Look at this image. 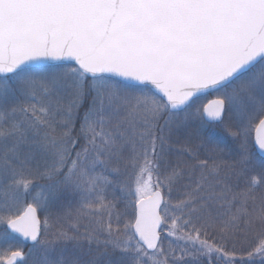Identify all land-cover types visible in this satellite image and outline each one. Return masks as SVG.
<instances>
[{
  "label": "snow or ice",
  "instance_id": "snow-or-ice-1",
  "mask_svg": "<svg viewBox=\"0 0 264 264\" xmlns=\"http://www.w3.org/2000/svg\"><path fill=\"white\" fill-rule=\"evenodd\" d=\"M173 141L188 159L162 174ZM113 184L132 209L123 223ZM63 193L78 206L53 213ZM165 229L194 251L176 257ZM250 234L246 255L226 250ZM214 253L264 264V0H0V264Z\"/></svg>",
  "mask_w": 264,
  "mask_h": 264
},
{
  "label": "trees",
  "instance_id": "trees-1",
  "mask_svg": "<svg viewBox=\"0 0 264 264\" xmlns=\"http://www.w3.org/2000/svg\"><path fill=\"white\" fill-rule=\"evenodd\" d=\"M67 66H74L72 64H67ZM203 99H205V97H202V101ZM78 127V125H77ZM183 138V137H181ZM222 144L221 146L223 147L225 144L228 146V148L231 150V155L225 154L223 156V159L228 160L229 162H231V160L234 158L235 156V149H236V142L235 141H228L227 136L223 135L222 136ZM196 144L197 141L195 142ZM177 146L175 144H173V148H176ZM211 146H205L202 147L200 149L201 152V158H205V154L206 152L210 149ZM253 153L254 155L256 154V150L253 149ZM170 155V161H168L166 159V163H162V165L164 164V166L168 165H174L175 164V160L172 161V155L171 153H169ZM259 158V157H257ZM179 159L184 161L187 160V157H180ZM191 161H189L190 163ZM164 168V170L161 172L162 174L166 171V168ZM107 174V173H106ZM126 177L121 174V175H111L110 179H112L113 181H121L123 179H125ZM41 184H46L48 183L47 181H40ZM65 195H71L68 193H63L60 194L55 201L53 202V205L50 209V211H52L53 213H64L66 212L68 209H75L78 206V202H75V200H65L66 197ZM107 197L110 198L112 197L113 199H115L116 202V206L119 210H124L121 215V220L125 219L127 216H130L132 214V211L129 208H125V202L123 201V199L121 198V193L120 190L118 188V186L116 184L110 185L109 189L107 190ZM176 202V200L174 201V203ZM127 213L126 215H124V213ZM44 218V214H41V219L43 220ZM50 225H52V230L54 231L56 227L59 226H63L65 228H68V223L65 221H61L60 223H57L55 221L54 218L49 220ZM88 225V221L87 220H82L81 224H80V228L79 230L81 232L84 231V226ZM211 231V230H210ZM218 239V237H217ZM162 241L165 247H167L169 245V242H171V245L173 248L176 249L175 255L176 257H180L182 255L181 253V249H186L188 252H193L194 249L191 246V242H185V241H178L176 240L175 237H170L167 236V229L164 230V232L162 233ZM256 243V238H255V234H250L247 238H245L243 235H239L237 236L235 239L233 240H229L226 244V250H232L233 246H235V250L237 252L238 256L241 255H246L247 251H250L252 249V247L255 245ZM69 250L72 249V245H69ZM29 248V246H26V250ZM177 264H195V261L193 260V258L191 256L188 255H184L183 260H178ZM199 264H209V259L208 257L204 256V255H200L199 256ZM211 264H224L223 259L219 258V254H213L212 255V259H211ZM251 264H261V258L259 256L255 257L253 259V261L251 262Z\"/></svg>",
  "mask_w": 264,
  "mask_h": 264
},
{
  "label": "rangeland",
  "instance_id": "rangeland-1",
  "mask_svg": "<svg viewBox=\"0 0 264 264\" xmlns=\"http://www.w3.org/2000/svg\"><path fill=\"white\" fill-rule=\"evenodd\" d=\"M210 97H212V96H207V97H205V99H203V101H205L206 102V100L207 99H211ZM192 128H194L195 127V125H192L191 126ZM216 131H217V133H218V135H219V138L222 140L223 138H222V136L223 135H226L227 136V139H228V141H232V139H231V137H229L228 135H227V133L226 132H224L222 129H220L219 127H217V129H216ZM181 139H183V138H181ZM197 143H199V141H197ZM173 144H175L177 147H179V145H177L176 143H175V141H173ZM171 157L173 158L172 159V161H174L175 160V164L177 163V161L178 160H180L179 159V155L176 153V151H175V148H173V151L171 152ZM166 159L168 160V161H170V155L168 154L167 155V157H166ZM181 162H182V160H180ZM165 167H167V166H164V164L161 166V172L164 170V168ZM109 189V187L107 188V190ZM65 197H66V199L65 200H75V202H78V197H75V196H72V195H65ZM165 198L167 199L168 197H167V194H166V196H165ZM178 198H180L179 197V193L177 192V191H173V193H172V196H171V199H172V202L174 203V201L175 200H177ZM108 199H113L112 197H110V198H108ZM129 209L132 211V209L129 207ZM116 211L117 212H123L122 210H119L118 208H117V206H116ZM122 214V213H121ZM132 218V214L130 215V216H127L125 219H122L121 220V222L123 223L125 220H128V219H131ZM80 231V230H79ZM81 232V231H80ZM12 243L13 244H16V245H18L20 248H22L23 249V251L27 254L28 252H29V249H31L32 247H33V245H32V243L30 244V246H29V248L26 250V246H28V245H26L24 242H23V240L21 239V238H19V237H16V238H14L13 240H12ZM28 264H32V257L31 256H28Z\"/></svg>",
  "mask_w": 264,
  "mask_h": 264
},
{
  "label": "water",
  "instance_id": "water-1",
  "mask_svg": "<svg viewBox=\"0 0 264 264\" xmlns=\"http://www.w3.org/2000/svg\"><path fill=\"white\" fill-rule=\"evenodd\" d=\"M66 64H74V62H65ZM22 239V238H21ZM23 240V239H22ZM24 242H26V243H28V244H31V242L30 241H25V240H23Z\"/></svg>",
  "mask_w": 264,
  "mask_h": 264
}]
</instances>
